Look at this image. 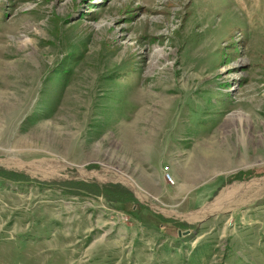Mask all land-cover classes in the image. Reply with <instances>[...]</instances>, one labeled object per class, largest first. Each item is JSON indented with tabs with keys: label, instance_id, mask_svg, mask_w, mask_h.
Returning <instances> with one entry per match:
<instances>
[{
	"label": "rangeland",
	"instance_id": "obj_1",
	"mask_svg": "<svg viewBox=\"0 0 264 264\" xmlns=\"http://www.w3.org/2000/svg\"><path fill=\"white\" fill-rule=\"evenodd\" d=\"M0 74V264H264V0H0Z\"/></svg>",
	"mask_w": 264,
	"mask_h": 264
},
{
	"label": "crops",
	"instance_id": "obj_2",
	"mask_svg": "<svg viewBox=\"0 0 264 264\" xmlns=\"http://www.w3.org/2000/svg\"><path fill=\"white\" fill-rule=\"evenodd\" d=\"M187 168V167H186ZM186 168H183V169H181V168H175L174 170H173V172H174V174H176V173H179L180 171H181V173H184V174H186L185 175V178H186V176H188V180L189 179H191L190 181L192 182V173H191V171L190 170H188V169H186ZM142 170V169H141ZM188 170V171H187ZM147 173H146V170H142L141 171V174H140V176H141V178L146 182V184H148L150 187H152L153 188V190H155V191H157L159 194H161L163 191H162V188L159 186L158 187V185L156 184V185H150L148 182H147V179H148V176L149 175H146ZM177 175V174H176ZM189 181V182H190Z\"/></svg>",
	"mask_w": 264,
	"mask_h": 264
},
{
	"label": "bare ground",
	"instance_id": "obj_3",
	"mask_svg": "<svg viewBox=\"0 0 264 264\" xmlns=\"http://www.w3.org/2000/svg\"><path fill=\"white\" fill-rule=\"evenodd\" d=\"M150 64H154L153 62H151ZM0 78H2V74H0ZM29 83V82H28ZM27 83V85H28ZM33 83V78L31 79L30 83L29 84H32ZM6 88L4 86H0V90L1 92H3ZM30 91H27V94L29 93ZM213 146V145H212ZM195 178V177H194ZM131 183V182H130Z\"/></svg>",
	"mask_w": 264,
	"mask_h": 264
},
{
	"label": "trees",
	"instance_id": "obj_4",
	"mask_svg": "<svg viewBox=\"0 0 264 264\" xmlns=\"http://www.w3.org/2000/svg\"><path fill=\"white\" fill-rule=\"evenodd\" d=\"M247 173H244V174H240V175H246ZM248 174H251V173H248ZM110 186V185H109ZM107 189V188H106ZM110 189H115V190H117V191H119V189H120V187L119 186H116V185H112V186H110Z\"/></svg>",
	"mask_w": 264,
	"mask_h": 264
}]
</instances>
